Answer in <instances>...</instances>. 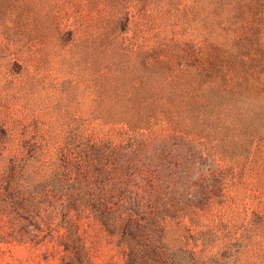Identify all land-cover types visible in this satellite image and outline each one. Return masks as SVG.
I'll use <instances>...</instances> for the list:
<instances>
[{"label":"rangeland","instance_id":"374dc122","mask_svg":"<svg viewBox=\"0 0 264 264\" xmlns=\"http://www.w3.org/2000/svg\"><path fill=\"white\" fill-rule=\"evenodd\" d=\"M91 146L168 183L170 247L264 264V0H0V179L15 168L31 188L65 155L91 165ZM79 224L94 264H124L94 218ZM54 250L0 240V264Z\"/></svg>","mask_w":264,"mask_h":264},{"label":"trees","instance_id":"16d2710c","mask_svg":"<svg viewBox=\"0 0 264 264\" xmlns=\"http://www.w3.org/2000/svg\"><path fill=\"white\" fill-rule=\"evenodd\" d=\"M115 149H87L92 164L97 161L96 169L65 155L52 176L31 188L15 187V168L5 175L0 179L4 191L0 207L10 231L0 240L52 242L51 256L59 260L54 264H94L79 224L88 217L116 239L124 264H214L192 249H174L162 239V221L175 216L169 212L175 211L177 197L167 196L171 187L158 181L148 166L124 163L120 149ZM62 228L66 230L57 235ZM45 258L50 262L49 253Z\"/></svg>","mask_w":264,"mask_h":264}]
</instances>
